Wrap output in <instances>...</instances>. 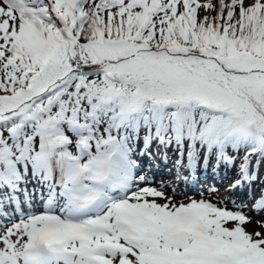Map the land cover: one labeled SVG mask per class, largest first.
Listing matches in <instances>:
<instances>
[{"label": "snow or ice", "instance_id": "snow-or-ice-1", "mask_svg": "<svg viewBox=\"0 0 264 264\" xmlns=\"http://www.w3.org/2000/svg\"><path fill=\"white\" fill-rule=\"evenodd\" d=\"M0 264H264V0H0Z\"/></svg>", "mask_w": 264, "mask_h": 264}]
</instances>
